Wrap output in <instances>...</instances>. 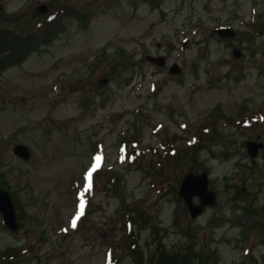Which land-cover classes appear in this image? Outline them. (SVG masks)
<instances>
[{"label":"rangeland","instance_id":"rangeland-1","mask_svg":"<svg viewBox=\"0 0 264 264\" xmlns=\"http://www.w3.org/2000/svg\"><path fill=\"white\" fill-rule=\"evenodd\" d=\"M163 1L0 0V29L39 37L59 25L60 35L20 47L21 61L4 55L0 68V188L21 223L11 232L0 212V264H143L161 244L188 248L193 264H264V148L253 161L245 146L264 134V0ZM222 26L237 29L233 42L218 36ZM159 39L166 69L146 58ZM175 61L179 76L169 73ZM198 127L215 139H198L212 150L193 171L209 173L218 202L192 219L178 178L199 166L169 149L193 145ZM17 143L31 148L29 161ZM96 157L105 166L73 227L76 183L93 176ZM105 168L119 180L107 182Z\"/></svg>","mask_w":264,"mask_h":264},{"label":"water","instance_id":"water-1","mask_svg":"<svg viewBox=\"0 0 264 264\" xmlns=\"http://www.w3.org/2000/svg\"><path fill=\"white\" fill-rule=\"evenodd\" d=\"M46 8V7H45ZM44 9V7H43ZM224 36H232L234 32L230 30L220 31ZM160 63L163 61L160 59ZM180 69L175 66L172 68V72L178 73ZM250 153L256 155L261 143H248ZM16 154L24 159H29L31 152L29 148L25 145L19 144L14 148ZM180 195L185 199V202L190 210L193 218H196L202 213L206 206H212L216 202V195L214 192L208 190V179L207 175L204 173L202 175L188 174L181 185ZM195 196H199L201 203L195 204L193 199ZM0 208L3 211L7 224L14 230L19 229V224L16 221V213L10 198V195L6 191L0 190Z\"/></svg>","mask_w":264,"mask_h":264},{"label":"trees","instance_id":"trees-1","mask_svg":"<svg viewBox=\"0 0 264 264\" xmlns=\"http://www.w3.org/2000/svg\"><path fill=\"white\" fill-rule=\"evenodd\" d=\"M18 36L14 31L1 29L0 30V56L1 55H11L17 58H23L24 56L13 55L15 52L20 51V47H23L22 53L26 54L27 50L30 47H34V43L29 41V38L26 36L25 40L23 39L22 43L18 41ZM23 44V46L21 45ZM8 57L4 56L1 59V63L7 65L9 63ZM13 62V61H11ZM194 156L191 155V158ZM197 161V159H196ZM188 248L186 253H167L163 249L155 250L149 258V262H144L143 264H193L196 261L195 256L188 255Z\"/></svg>","mask_w":264,"mask_h":264},{"label":"snow or ice","instance_id":"snow-or-ice-1","mask_svg":"<svg viewBox=\"0 0 264 264\" xmlns=\"http://www.w3.org/2000/svg\"><path fill=\"white\" fill-rule=\"evenodd\" d=\"M97 164L93 165V171L95 170L96 167L99 166V160L100 157H96ZM88 181H89V187L91 183V172L88 173ZM83 214V199H81V204H80V210L77 212L75 218L72 220V226H76V221L79 219V217Z\"/></svg>","mask_w":264,"mask_h":264}]
</instances>
